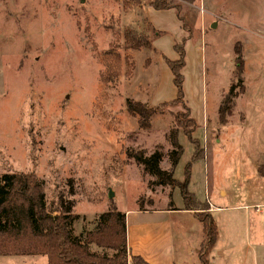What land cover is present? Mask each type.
<instances>
[{
	"label": "rangeland",
	"instance_id": "obj_1",
	"mask_svg": "<svg viewBox=\"0 0 264 264\" xmlns=\"http://www.w3.org/2000/svg\"><path fill=\"white\" fill-rule=\"evenodd\" d=\"M150 1L0 0V176L34 174L49 208L63 197L88 220L113 205L125 214L156 212L143 223L170 224L176 263L202 264L203 228L183 211L181 188L159 185L134 158L158 152L161 169L180 183L192 164L187 191L218 228L209 264H264V0H172L181 32L166 11L146 14ZM150 22L161 37L153 39ZM132 37L151 39L155 51L127 47ZM184 41L194 59L186 77L182 71L185 104L203 158L192 162L193 141L180 129L183 153L172 167L171 132L186 110L173 102L177 91L163 57L178 60L175 45ZM232 87L237 97L221 117ZM127 100L158 109L149 129L129 114ZM129 224L135 226L132 217ZM0 264L47 258L0 257Z\"/></svg>",
	"mask_w": 264,
	"mask_h": 264
},
{
	"label": "trees",
	"instance_id": "obj_2",
	"mask_svg": "<svg viewBox=\"0 0 264 264\" xmlns=\"http://www.w3.org/2000/svg\"><path fill=\"white\" fill-rule=\"evenodd\" d=\"M140 5V0H136ZM149 7L155 11L175 10L179 20L180 11L172 0H152ZM153 29V39L163 35V32ZM152 39V40H153ZM185 41L176 44L175 50L179 59L170 61L163 57L165 64L173 75V83L177 94L173 101L181 103L185 110V119L178 120L180 127L174 129L172 138L177 147L170 154L172 167L178 164L183 149L177 143L176 135L181 129L192 142V134L196 129V122L186 108L183 89V69L186 66ZM127 47L133 49L145 48L154 50L151 39L132 37ZM237 94L234 87L224 99L220 109L223 117L230 112V104ZM222 105V106H223ZM129 114L139 118L141 129H149L151 118L156 114V107L127 100ZM195 147L192 162L203 158L198 151L199 144L193 141ZM138 164L144 167L145 173L158 179L162 186H178L182 190L185 206L183 210L194 213V217L201 223L204 240L201 244L199 257L202 264H209L208 257L213 250L217 238L218 228L210 214L201 215L199 212L206 207L195 196L187 191L191 176V163L185 170L186 179L183 183L174 179L173 173L164 171L160 167L162 156L155 152L145 158L143 154L134 156ZM264 178V165L258 169ZM74 202L61 197L56 208H49L39 179L34 174L6 173L0 176V257L9 256H44L48 264H151L141 256H130L127 242L126 214L114 205L108 211L88 220L84 216L73 213ZM207 208V207H206ZM205 208V209H206ZM142 210V209H141ZM76 223H81V231L77 232ZM83 223V224H82Z\"/></svg>",
	"mask_w": 264,
	"mask_h": 264
},
{
	"label": "crops",
	"instance_id": "obj_3",
	"mask_svg": "<svg viewBox=\"0 0 264 264\" xmlns=\"http://www.w3.org/2000/svg\"><path fill=\"white\" fill-rule=\"evenodd\" d=\"M152 8L147 6L146 7V14H151ZM171 11V12H170ZM173 13V14H172ZM152 17V15H151ZM166 18L170 19L172 24L175 25V28L178 32H181L182 27L180 21L174 15L172 10L166 11ZM151 23V22H150ZM152 24V23H151ZM153 28L157 29L159 26H154ZM158 30V29H157ZM160 31V30H159ZM153 45V44H152ZM188 49V47H187ZM193 50V49H192ZM196 51V58H197V77L199 82L202 81V86L204 84L203 78V51L201 48H198ZM193 50V53L195 52ZM190 53V52H189ZM194 59H190V57L186 56V67L184 68V75L186 77V73L189 72L190 67ZM166 67V64H164ZM195 77V76H194ZM193 77V78H194ZM172 99V98H170ZM160 101H166V99L162 98ZM225 194L224 191H221V194ZM212 209H210L211 211ZM189 214L194 216V213L185 211ZM170 210H166V215L169 214ZM156 215V212H148L147 210H138L133 213H126V220H127V242H128V253L130 256H141L144 260L151 264H177L175 257L173 255L174 249L173 247L169 246L170 237H171V226L170 224L166 223V227L162 224L157 225H144L145 216L147 215ZM129 217H132V220L135 221V226L131 227L129 224ZM217 242L212 251L218 250ZM192 250L189 248V252ZM211 251V252H212ZM12 257V256H10ZM48 264V260H47Z\"/></svg>",
	"mask_w": 264,
	"mask_h": 264
},
{
	"label": "water",
	"instance_id": "obj_4",
	"mask_svg": "<svg viewBox=\"0 0 264 264\" xmlns=\"http://www.w3.org/2000/svg\"><path fill=\"white\" fill-rule=\"evenodd\" d=\"M110 197H112V194L110 195Z\"/></svg>",
	"mask_w": 264,
	"mask_h": 264
}]
</instances>
